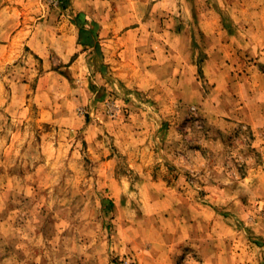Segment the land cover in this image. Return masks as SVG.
I'll use <instances>...</instances> for the list:
<instances>
[{"label": "rangeland", "instance_id": "obj_1", "mask_svg": "<svg viewBox=\"0 0 264 264\" xmlns=\"http://www.w3.org/2000/svg\"><path fill=\"white\" fill-rule=\"evenodd\" d=\"M0 264H264V0H0Z\"/></svg>", "mask_w": 264, "mask_h": 264}, {"label": "crops", "instance_id": "obj_2", "mask_svg": "<svg viewBox=\"0 0 264 264\" xmlns=\"http://www.w3.org/2000/svg\"><path fill=\"white\" fill-rule=\"evenodd\" d=\"M73 29H74V27H73ZM77 30V29H76ZM76 36H78L76 33H75V35H73L72 37H71V40H74L75 38H76ZM78 38V37H77ZM74 48L72 49V51H71V53L73 54L74 53ZM71 53H69V54H71ZM72 56V55H71ZM70 56V57H71ZM181 236H183L185 239L187 238V236L186 235H184V233L183 234H181ZM188 236H190V235H188ZM179 237H180V234H179Z\"/></svg>", "mask_w": 264, "mask_h": 264}, {"label": "trees", "instance_id": "obj_3", "mask_svg": "<svg viewBox=\"0 0 264 264\" xmlns=\"http://www.w3.org/2000/svg\"><path fill=\"white\" fill-rule=\"evenodd\" d=\"M64 6H66V5H64ZM84 32H87L86 30H85V28L83 27V26H81V29H80V34H81V37L83 36V34H84ZM81 42L82 43H89V42H87L85 39H83V38H81Z\"/></svg>", "mask_w": 264, "mask_h": 264}]
</instances>
